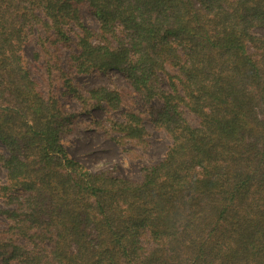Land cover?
<instances>
[{
    "label": "trees",
    "instance_id": "1",
    "mask_svg": "<svg viewBox=\"0 0 264 264\" xmlns=\"http://www.w3.org/2000/svg\"><path fill=\"white\" fill-rule=\"evenodd\" d=\"M260 30L264 0H0V264H264ZM114 71L170 140L138 178L63 142L71 95L147 144L126 89L72 79Z\"/></svg>",
    "mask_w": 264,
    "mask_h": 264
},
{
    "label": "rangeland",
    "instance_id": "2",
    "mask_svg": "<svg viewBox=\"0 0 264 264\" xmlns=\"http://www.w3.org/2000/svg\"><path fill=\"white\" fill-rule=\"evenodd\" d=\"M84 18L88 25L97 26L94 17L89 13L85 12ZM260 31L264 33V30ZM31 51L32 47L28 50L29 54ZM64 66L68 70L65 63ZM72 79L82 91L95 86L126 89L124 91L127 94L130 108L144 114L149 130L148 142L145 145L134 144L129 140H122L118 144L106 134L104 126L108 124L109 116L119 117L121 110L107 111L98 107L85 109L73 100L71 95H62V104L75 114L70 132L63 137L65 146L73 156L92 170L116 166L123 175L131 178H138L145 165L152 164L164 157L170 143L168 135L163 130L154 129L148 120L151 110L157 105L145 103L136 93L128 90V85L122 74L116 71L109 74L93 72L90 74H73ZM0 153H6L1 142ZM5 178V170L0 165V184L5 181Z\"/></svg>",
    "mask_w": 264,
    "mask_h": 264
}]
</instances>
